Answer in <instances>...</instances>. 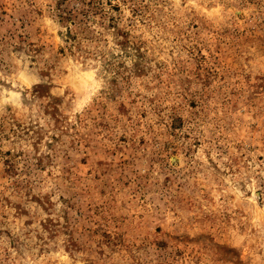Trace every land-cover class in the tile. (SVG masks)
Wrapping results in <instances>:
<instances>
[{
  "label": "rangeland",
  "instance_id": "374dc122",
  "mask_svg": "<svg viewBox=\"0 0 264 264\" xmlns=\"http://www.w3.org/2000/svg\"><path fill=\"white\" fill-rule=\"evenodd\" d=\"M0 264H264V0H0Z\"/></svg>",
  "mask_w": 264,
  "mask_h": 264
}]
</instances>
